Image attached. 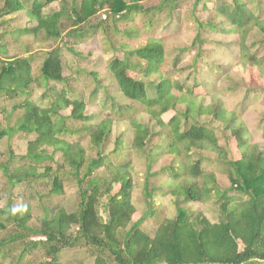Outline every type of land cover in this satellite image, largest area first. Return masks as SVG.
Here are the masks:
<instances>
[{
    "label": "trees",
    "instance_id": "trees-1",
    "mask_svg": "<svg viewBox=\"0 0 264 264\" xmlns=\"http://www.w3.org/2000/svg\"><path fill=\"white\" fill-rule=\"evenodd\" d=\"M151 1L0 0V20L23 14L29 23L0 33V105L6 106H0L6 121L5 127L0 125V142L17 133L33 136L25 154L16 156L8 150L7 160L0 163L9 183L5 206L0 189L4 264H61L59 259L68 253L91 264H264V149L251 142L239 115L225 108L219 90L196 92L202 86L198 66L207 42L202 35L233 36L230 43L212 45L237 49L234 60L248 67L245 75H252L250 68H264V0H194L190 19L196 36L189 47L173 54L160 39L149 37L143 46L124 50L123 58L111 59L106 68L115 91L105 97L109 113L103 119L85 113L100 89L94 70L87 73L70 66L75 69L71 76L63 74L62 45L71 57L79 56L77 45L100 32L106 35L111 28L118 32L119 24L127 25L122 31L126 39L138 40L142 33L136 19L150 22L165 7L182 5V0H162L157 6H144ZM207 2L227 27L194 16ZM53 4L57 10L48 11ZM6 38L21 42L28 57L10 59ZM38 44L47 48L29 52ZM193 50L188 67H179L182 55ZM166 59L170 68L162 71ZM81 76L95 82L90 96ZM152 76L157 77L155 82L150 81ZM246 84L247 93H264V86ZM37 90L42 91L41 104L32 99ZM169 111L175 113L165 123L162 116ZM120 123H127L130 133L126 150L142 154L148 169L155 151L172 157L170 165L150 173L152 185L147 181L141 188L147 209L134 222L132 194L138 187L129 171L132 160L110 161L105 154L113 125ZM156 128L169 129L160 147L154 144L160 137ZM257 128L264 138V116ZM123 136L114 140L115 153H121L117 145ZM231 137L239 159L231 156L227 143ZM56 154L59 161L53 162ZM44 161L52 163L40 166ZM215 168L227 177L228 189L210 186ZM114 184L117 191L111 194ZM65 185L75 190L73 202L49 208V200L65 194ZM19 187L26 197L12 208ZM41 189L44 192L39 193ZM159 196L169 198L173 216L155 206L153 199ZM192 203L204 210L185 206ZM33 208L42 213L35 220ZM212 209L217 212L215 221L206 217ZM151 221L149 234L142 226Z\"/></svg>",
    "mask_w": 264,
    "mask_h": 264
},
{
    "label": "rangeland",
    "instance_id": "rangeland-1",
    "mask_svg": "<svg viewBox=\"0 0 264 264\" xmlns=\"http://www.w3.org/2000/svg\"><path fill=\"white\" fill-rule=\"evenodd\" d=\"M218 3L221 0H217ZM194 0H182L181 7H177L176 9H169L167 7L159 14H153L151 21L146 22L145 20L138 18L135 20L136 25L141 29L142 36L138 40L130 41L126 39L124 35H122V31L125 29L124 24H119L117 29L118 32H114L113 29L106 31V35L100 34L95 35L75 47L76 51L79 52V56L71 57L70 53L64 45L61 46V60L63 64V74L64 76H71L72 71L75 69L85 70L87 73L94 70V72L98 75V79L100 80V89H97V96L93 101L89 102V106L86 108V114L90 115L92 113L97 114V119H103L108 113L109 109L108 103L105 100V97L108 93H113L115 89L110 86L111 85V77L107 72V65L111 59L114 58H123L124 50L132 49L139 46H143L149 37L154 39H160L163 43V46L166 51H172L174 54L175 49L187 48L191 45L193 39L196 36V30L193 28L190 17L191 14V5ZM162 3V0H153L147 4H144L145 7H153ZM264 4V3H263ZM211 3H206L205 9L202 8V5L197 7V10L194 11V16L200 21L213 20L217 25H221L227 27L228 24L220 17L215 11L211 12ZM57 10L56 4L50 6L48 11ZM47 11V10H45ZM29 25L27 18L23 14H15L6 19L0 20V33L2 31H11L14 27L22 28ZM42 37V36H41ZM203 39H205L206 44L204 43L203 53L201 58V64L198 66L199 80L202 82V86L196 89L197 93L203 94L219 90L221 98L224 102L225 108L228 111H234L237 113L244 123L247 129V135L250 137L252 143H258V145L264 149V138L262 130H259L258 124L262 120V116H264V93L262 90H258L256 94H249L246 92V86L248 84L258 85L260 87L262 85V76H264V68L256 69L250 68L252 71V75H245V71L248 67L245 65L243 61H235L234 57L238 55V51L233 50L232 48H223L219 46L212 45L213 41H220L222 43H230L234 40L233 36H215V35H202ZM8 39V38H6ZM11 40V39H10ZM12 41V42H11ZM9 41L8 39V48H9V56L11 57H28L27 54H24L25 48L23 44L20 42L16 44L14 40ZM70 46V43H67ZM122 45H129V48H122ZM52 46H49L51 48ZM33 48V47H32ZM47 48L46 44H38L34 45V48L29 50V52L45 50ZM106 50V53L103 51ZM195 54V51H189L182 55L181 64L179 67H188L191 63V60ZM259 55L262 56V50H260ZM2 57V56H1ZM14 59V58H13ZM171 61H165L162 71L169 69V63ZM70 66L77 68H73L70 70ZM33 68V67H32ZM36 68L34 69V71ZM35 73V72H34ZM182 75V74H181ZM184 75H187V72H184L182 78H185ZM129 76L141 79L136 74L130 73ZM157 77L152 76L150 81H156ZM243 79V80H242ZM81 81L83 87L86 89V93L88 96L94 91L95 82L90 77L81 76ZM245 81V82H243ZM78 89H81L82 86L79 84L76 86ZM76 88V89H77ZM41 90H37L33 96V101L41 104ZM208 102V99H206ZM1 107H6L3 103L0 105ZM8 106V105H7ZM69 111L64 112V114H68ZM174 111H169L162 116V120L167 123L174 115ZM143 122H148L147 117L142 116L141 118ZM5 119L0 114V125L5 127ZM156 131H160V137L154 139L155 147H160V144L163 142L164 134L169 131V129L160 130L156 128ZM120 134L124 135L122 138V142L118 146V149L121 153H115L113 151L115 145L114 140ZM228 134V133H227ZM130 133L128 130L127 123H120L113 125L112 129V141L109 146H107L105 150V154H108V160H116L119 162H125L126 160H132V166L129 167V171L131 172L132 179L134 185L138 187L136 191L132 194V201L136 208V214L133 215V222L139 219L143 213H145L147 209V203L145 201V197L142 194L141 188L144 183L147 181L152 185L153 179L149 177L150 173H153L159 170L162 167H166L171 164L172 157L169 155H164V153H159V151H155V154L151 155V166L148 169L146 167V161L142 157L141 154H136L134 152L126 150L128 147L127 140L129 139ZM218 137H221V134L218 133ZM33 138V136H25L23 134L17 133L12 136L10 139L4 137L0 142V163H4L7 160L8 155L7 151H11L12 154L16 156H21L26 152V144L27 141ZM223 141V140H221ZM228 147L231 152V156L234 159H239V153L236 148V142L234 138L231 137L228 140ZM47 152H50V149H47ZM112 153V154H110ZM59 161V155L56 154L53 157V162ZM51 161H44L40 166L51 164ZM104 172L105 169H103ZM216 177L214 180H211L210 186H217L221 190H226L229 187V181L227 177L222 173L221 169L215 168ZM158 186H162V183L157 182ZM117 185L114 184L110 189V193L114 194L117 191ZM66 191L65 194L61 197H54L49 200V208H53L55 204H67L71 203L74 200V188L71 186L65 185ZM0 189L3 197V206H5L8 202L9 196V183L7 181L6 175L3 169H0ZM16 196L13 194L12 198L15 199L12 204V208L17 207L18 203H23V198L26 197V191L19 187L15 189ZM44 192V190H39V193ZM12 194V193H11ZM144 201V202H143ZM33 206L36 201L32 200ZM141 202V203H140ZM153 203L155 206H159L163 209L165 214L168 216H173L175 209L171 206L169 207V198H163L161 196L155 197L153 199ZM2 204H0L2 206ZM186 207H189L192 210L199 211L204 210L202 206L197 203L187 204ZM102 216L105 218L106 215L101 210ZM41 211L33 208L32 216L33 220L39 218L41 216ZM217 216V212L212 209V212H206V217L215 221V217ZM32 220V223H33ZM142 229L149 234L152 233L153 230V221L146 223L142 226ZM77 259V260H75ZM79 258L71 253H68L64 259H59L61 264H91V262H81L78 261ZM4 260H0V264H4ZM43 264V263H42Z\"/></svg>",
    "mask_w": 264,
    "mask_h": 264
}]
</instances>
